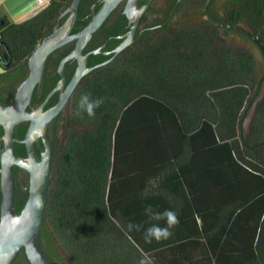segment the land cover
<instances>
[{"label": "trees", "instance_id": "1", "mask_svg": "<svg viewBox=\"0 0 264 264\" xmlns=\"http://www.w3.org/2000/svg\"><path fill=\"white\" fill-rule=\"evenodd\" d=\"M70 3L49 0L22 23L0 15V66L27 67ZM232 3L261 62L191 22L82 77L40 227L52 264H264V0ZM83 94L103 101L94 117L75 114ZM149 205L176 212L170 238L145 242L164 224ZM12 264H30L23 249Z\"/></svg>", "mask_w": 264, "mask_h": 264}, {"label": "flooded vegetation", "instance_id": "2", "mask_svg": "<svg viewBox=\"0 0 264 264\" xmlns=\"http://www.w3.org/2000/svg\"><path fill=\"white\" fill-rule=\"evenodd\" d=\"M133 1L136 2V7H133L131 10L132 16L126 13L129 0H120L116 7L106 16L100 26L89 38L82 51L83 55L87 57L88 68L97 66L94 68L96 69L111 63L121 66L127 63V55H133L136 57L139 52H143L144 46L148 40L167 33H173L176 29H182L185 24H190L191 22L195 24H204V26L210 27L211 30L216 29L220 34L226 35L227 39L235 34L240 37L241 42L244 44H252L251 30L242 22H236L233 24L229 20L230 16L227 13V8L233 4V0ZM104 4L105 0H80L70 34L74 35L82 31L93 17L96 16ZM191 17H194L193 21L190 20ZM66 18L67 14H62L57 22L59 21L61 25ZM213 19L221 24L215 23ZM223 23L227 25H224ZM75 43L76 40H70L47 57L40 85L35 88L34 92L36 91V93L34 94L33 92L30 101V107L33 110H37L43 104L48 94L58 85L59 75L57 73V68L59 62L74 49ZM251 46L255 48L253 44ZM5 59L6 56H4V61ZM76 67V59H71L66 63L65 85L70 81ZM49 72L56 73L57 78L45 80V74ZM27 74L28 67H21L18 62H15V60L3 62L2 66H0V90L2 92L0 103L11 104L13 102L16 89L26 78ZM45 90L48 91L46 95H43V91ZM73 93L61 111L46 127L47 136L52 148L47 195L52 183L53 170L56 165L58 141L61 140L66 128L71 124V119L67 116V111ZM58 99L59 91L56 90L44 104L43 110L53 107ZM27 110H30V108L28 107ZM28 127L29 122L23 121L18 123L14 130L15 141L13 142V146L15 153L21 158L27 157L25 145L22 140L26 135ZM3 134L4 129L0 125V146H3V139L1 136ZM35 151L39 154V148L36 143ZM12 173L13 204L16 213L19 214L25 206L29 196L30 174L26 169L15 164L12 165ZM1 202L2 192L0 174V220Z\"/></svg>", "mask_w": 264, "mask_h": 264}, {"label": "water", "instance_id": "3", "mask_svg": "<svg viewBox=\"0 0 264 264\" xmlns=\"http://www.w3.org/2000/svg\"><path fill=\"white\" fill-rule=\"evenodd\" d=\"M79 1L71 0L70 5L63 13V15L67 14L66 20L61 25L58 21L52 32L44 37L29 56L28 74L16 89L13 102L11 104L0 103V125L4 129V134L1 135L3 146H0L2 192L0 264H12L22 249L30 264H52L45 255L40 241V227L47 200L52 157V148L46 127L64 107L82 77L97 67H87V57L83 55V48L120 0H105V4L89 24L79 33L71 35L70 30L76 18ZM133 7H136V2L129 0L126 13L130 16H132ZM213 20L215 23L221 24L215 19ZM70 40H76L75 47L59 62L58 85L48 94L43 104L37 110H33L30 107V101L35 88L40 85L47 57ZM71 59H76L77 67L70 81L65 85V65ZM56 90L59 91L57 103L53 107L43 110L44 104ZM28 107L30 110H27ZM23 121L29 122L28 130L22 140L27 153L26 158L18 156L13 146L15 126ZM34 142L39 148V154L35 151ZM13 164L26 169L30 174L29 196L19 214L16 213L13 204Z\"/></svg>", "mask_w": 264, "mask_h": 264}, {"label": "clouds", "instance_id": "4", "mask_svg": "<svg viewBox=\"0 0 264 264\" xmlns=\"http://www.w3.org/2000/svg\"><path fill=\"white\" fill-rule=\"evenodd\" d=\"M103 103L101 99H92L89 95H81L78 104L76 115L79 116L81 113L86 114L88 117H94L96 114V109L100 107ZM145 214L149 216L150 219L155 221H164L163 226L160 224H153L144 231V239L146 243H151L152 241L166 240L171 237L172 229L179 224V219L175 211L164 210L163 212H154L151 205L145 208ZM129 230H139V225H128ZM143 264V261L140 262Z\"/></svg>", "mask_w": 264, "mask_h": 264}, {"label": "crops", "instance_id": "5", "mask_svg": "<svg viewBox=\"0 0 264 264\" xmlns=\"http://www.w3.org/2000/svg\"><path fill=\"white\" fill-rule=\"evenodd\" d=\"M44 7L39 6L36 0H0V15L6 17L10 23H22L40 12ZM182 159L186 160L183 153Z\"/></svg>", "mask_w": 264, "mask_h": 264}, {"label": "rangeland", "instance_id": "6", "mask_svg": "<svg viewBox=\"0 0 264 264\" xmlns=\"http://www.w3.org/2000/svg\"><path fill=\"white\" fill-rule=\"evenodd\" d=\"M228 40V42H230V43H233V44H238V45H244V47H247V49L249 50V51H251L253 54H254V56L256 57V59L259 61V62H261V57H260V55H259V52H258V50L256 49V48H253L251 45V43H249L248 45H246V44H244L243 42H241V40H240V37H238L237 35H235V34H233V35H231L230 37H229V39H227ZM264 89V88H263ZM264 91V90H263ZM249 117L245 120V122H244V127H246L247 125H248V122H249Z\"/></svg>", "mask_w": 264, "mask_h": 264}, {"label": "built area", "instance_id": "7", "mask_svg": "<svg viewBox=\"0 0 264 264\" xmlns=\"http://www.w3.org/2000/svg\"><path fill=\"white\" fill-rule=\"evenodd\" d=\"M39 6H46L49 3V0H36Z\"/></svg>", "mask_w": 264, "mask_h": 264}]
</instances>
